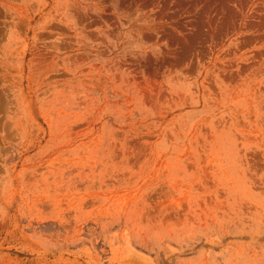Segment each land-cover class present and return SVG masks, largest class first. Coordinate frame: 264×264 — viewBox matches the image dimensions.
Masks as SVG:
<instances>
[{"label":"rangeland","instance_id":"1","mask_svg":"<svg viewBox=\"0 0 264 264\" xmlns=\"http://www.w3.org/2000/svg\"><path fill=\"white\" fill-rule=\"evenodd\" d=\"M0 264H264V0H0Z\"/></svg>","mask_w":264,"mask_h":264}]
</instances>
